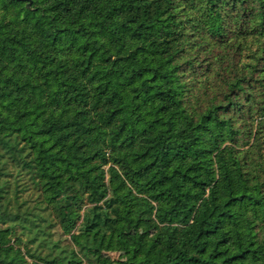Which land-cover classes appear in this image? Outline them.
Returning a JSON list of instances; mask_svg holds the SVG:
<instances>
[{
	"label": "trees",
	"instance_id": "16d2710c",
	"mask_svg": "<svg viewBox=\"0 0 264 264\" xmlns=\"http://www.w3.org/2000/svg\"><path fill=\"white\" fill-rule=\"evenodd\" d=\"M0 0V264H264V0Z\"/></svg>",
	"mask_w": 264,
	"mask_h": 264
},
{
	"label": "rangeland",
	"instance_id": "374dc122",
	"mask_svg": "<svg viewBox=\"0 0 264 264\" xmlns=\"http://www.w3.org/2000/svg\"><path fill=\"white\" fill-rule=\"evenodd\" d=\"M152 204L143 197L132 196L129 212L122 218L114 235L102 242V264H127L125 248L142 237L153 236L159 232L154 221Z\"/></svg>",
	"mask_w": 264,
	"mask_h": 264
},
{
	"label": "water",
	"instance_id": "95a60500",
	"mask_svg": "<svg viewBox=\"0 0 264 264\" xmlns=\"http://www.w3.org/2000/svg\"><path fill=\"white\" fill-rule=\"evenodd\" d=\"M13 1H27V2H28V3H27V6L30 5V0H13Z\"/></svg>",
	"mask_w": 264,
	"mask_h": 264
}]
</instances>
